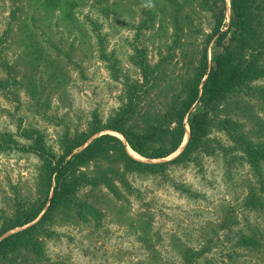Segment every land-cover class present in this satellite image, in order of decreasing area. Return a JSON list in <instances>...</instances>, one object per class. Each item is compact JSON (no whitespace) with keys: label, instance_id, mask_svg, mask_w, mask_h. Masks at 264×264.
I'll list each match as a JSON object with an SVG mask.
<instances>
[{"label":"rangeland","instance_id":"rangeland-1","mask_svg":"<svg viewBox=\"0 0 264 264\" xmlns=\"http://www.w3.org/2000/svg\"><path fill=\"white\" fill-rule=\"evenodd\" d=\"M221 1L0 0V232L19 205L48 197L38 138L56 160L77 135L89 144L111 134L131 157L166 163L130 171L111 151L81 165L71 177L80 179L76 203L36 235L44 255L7 251L0 264H264V76L209 110L200 148L180 162L187 118L182 146L164 159L141 157L118 132L92 133L130 97L127 127L137 133L185 98L212 59ZM224 5L227 30L232 0ZM251 13L264 44V0ZM255 60L264 68V49Z\"/></svg>","mask_w":264,"mask_h":264},{"label":"trees","instance_id":"trees-1","mask_svg":"<svg viewBox=\"0 0 264 264\" xmlns=\"http://www.w3.org/2000/svg\"><path fill=\"white\" fill-rule=\"evenodd\" d=\"M259 0H232V23L226 29L224 0L221 5L215 3L216 25L211 40H215L212 49V59L204 57L200 63L195 79L188 83L185 98L177 101L165 117L151 125L144 133H137L127 127L130 116L135 113V100L130 97L128 105L109 121V124H99L93 134L104 130L120 133L129 147L146 159H164L174 154L182 146L185 137L184 120L188 119L190 139L184 151L172 162H180L196 152L206 136L208 128V112L218 102L225 99L234 90L244 87L253 79L264 76V68L256 62V56L263 52L264 44L260 41L251 21L252 4ZM131 91L136 87H131ZM131 95V94H130ZM196 107H198L196 109ZM175 122V123H174ZM176 124L171 129L170 124ZM77 135L66 142L62 157L47 151L38 138L35 149L43 159V178L48 197L54 183L53 195L45 201L30 207L19 205L13 219L7 220L3 234L18 228H27L8 235L0 240V254L7 251L31 249L37 256L44 255L42 243L36 235L43 225L50 221L55 211L61 207H70L76 203V190L80 179L71 178L78 168L86 162L115 151L130 171L159 172L166 163H145L139 161L126 151L123 141L111 134H104L93 139ZM84 147V148H83ZM248 151V150H247Z\"/></svg>","mask_w":264,"mask_h":264},{"label":"bare ground","instance_id":"bare-ground-1","mask_svg":"<svg viewBox=\"0 0 264 264\" xmlns=\"http://www.w3.org/2000/svg\"><path fill=\"white\" fill-rule=\"evenodd\" d=\"M186 140H187V137H186ZM129 151H130V154H132L135 157L136 154L134 152H132L130 149H129Z\"/></svg>","mask_w":264,"mask_h":264}]
</instances>
